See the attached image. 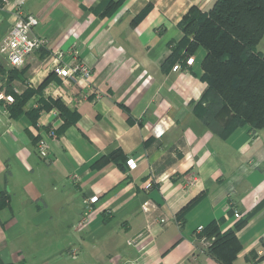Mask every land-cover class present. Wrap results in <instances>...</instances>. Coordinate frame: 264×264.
Instances as JSON below:
<instances>
[{
    "label": "crops",
    "instance_id": "1",
    "mask_svg": "<svg viewBox=\"0 0 264 264\" xmlns=\"http://www.w3.org/2000/svg\"><path fill=\"white\" fill-rule=\"evenodd\" d=\"M15 1L49 44L20 67L0 52V264H264V128L223 138L199 114L205 49L169 58L183 17L216 0ZM59 49L66 66L77 49L91 77L52 72ZM213 222L236 231L234 253L208 252L215 238L198 227Z\"/></svg>",
    "mask_w": 264,
    "mask_h": 264
},
{
    "label": "trees",
    "instance_id": "2",
    "mask_svg": "<svg viewBox=\"0 0 264 264\" xmlns=\"http://www.w3.org/2000/svg\"><path fill=\"white\" fill-rule=\"evenodd\" d=\"M179 26L183 37L169 58L191 55L199 47L206 51L202 79L207 87L197 103L204 122L223 138L245 125L263 129L264 52L258 46L264 38V0H216L206 11L192 7ZM25 100L16 98L11 112L20 111ZM5 203L3 198L0 207ZM203 235L215 238L208 252L218 256L221 248L234 253L239 243L235 230L221 234L214 222Z\"/></svg>",
    "mask_w": 264,
    "mask_h": 264
},
{
    "label": "built area",
    "instance_id": "3",
    "mask_svg": "<svg viewBox=\"0 0 264 264\" xmlns=\"http://www.w3.org/2000/svg\"><path fill=\"white\" fill-rule=\"evenodd\" d=\"M9 12L12 16V26L5 37L0 41V52L5 54L14 67H20L25 62L29 55L47 48L49 41L47 38L33 34V29L39 23L38 18L32 13H28L23 8V1L17 2L15 0H0V13ZM4 18H0L2 22ZM76 61L66 66L64 58L67 51L59 49L53 52L50 69L52 72L61 76L65 80L77 82L81 79H89L91 77V68L82 60L78 59V50L72 49L68 51ZM194 57H189L187 63L192 65ZM3 95L0 94V99ZM164 130L162 125L157 127V133L162 134ZM38 153L44 160L49 158V146L47 140L42 138L38 143ZM127 166L133 169L137 166L134 158H128ZM76 177V175H74ZM154 186L152 180L145 184L146 190H151ZM99 195H93L87 199V205L79 220V226L85 225L91 219V212L93 211V204L97 203ZM143 208L148 211L152 208V204L147 202ZM235 216L239 217L240 213L235 212ZM203 226L198 227V231H203ZM71 253L77 255V249L71 250ZM120 264V263H119Z\"/></svg>",
    "mask_w": 264,
    "mask_h": 264
},
{
    "label": "rangeland",
    "instance_id": "4",
    "mask_svg": "<svg viewBox=\"0 0 264 264\" xmlns=\"http://www.w3.org/2000/svg\"><path fill=\"white\" fill-rule=\"evenodd\" d=\"M259 49L260 50H262L263 52H264V38H263V40L261 41V43L259 44ZM3 55V54H2ZM7 60V59H6ZM206 108H207V106H205ZM209 109V108H208ZM209 111H210V109H209ZM207 246V245H206Z\"/></svg>",
    "mask_w": 264,
    "mask_h": 264
}]
</instances>
